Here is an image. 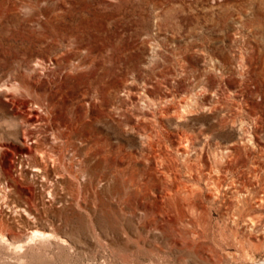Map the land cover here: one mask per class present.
Masks as SVG:
<instances>
[{"label": "rangeland", "instance_id": "rangeland-1", "mask_svg": "<svg viewBox=\"0 0 264 264\" xmlns=\"http://www.w3.org/2000/svg\"><path fill=\"white\" fill-rule=\"evenodd\" d=\"M37 97L108 140L77 182L23 176ZM0 233V264H264V0H0Z\"/></svg>", "mask_w": 264, "mask_h": 264}, {"label": "bare ground", "instance_id": "bare-ground-1", "mask_svg": "<svg viewBox=\"0 0 264 264\" xmlns=\"http://www.w3.org/2000/svg\"><path fill=\"white\" fill-rule=\"evenodd\" d=\"M61 102L57 97H37L35 102L29 100L23 105L18 103L20 112L15 113L29 127L25 136L27 144L16 147V151L22 155L20 164L23 176H32L44 188H48V184H60L71 178L77 182L82 164L105 151L108 143L106 138L94 135L76 117L63 118ZM7 173L11 181L17 184L11 171ZM53 191H56L55 187ZM0 236L6 240L2 233ZM45 236L35 230L31 239ZM23 247L20 244L13 249L23 252Z\"/></svg>", "mask_w": 264, "mask_h": 264}]
</instances>
